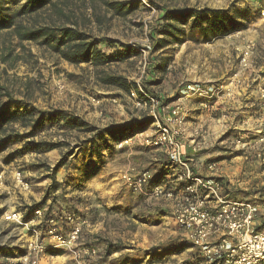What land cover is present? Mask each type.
<instances>
[{
  "label": "rangeland",
  "instance_id": "374dc122",
  "mask_svg": "<svg viewBox=\"0 0 264 264\" xmlns=\"http://www.w3.org/2000/svg\"><path fill=\"white\" fill-rule=\"evenodd\" d=\"M115 2L129 3L126 9L132 6V12L116 14L109 7ZM202 8L244 11L247 28L208 44L195 37L182 45L155 47L156 39H162L155 33L166 12ZM22 21L28 27L78 29L99 41L100 51L111 61L99 67L73 65L51 47L1 32L0 84L12 96L13 111H23L19 101L42 111H65L98 131L150 117L130 93L106 85V77H123L137 88V98L143 92L161 108L189 109L188 92L194 94L189 87L213 85L218 89L213 100L202 96L211 121L193 128L206 132L202 150L213 148V131H223L218 142H224L213 149L226 155L219 157L227 161L222 167L229 176L225 194L258 206L257 220L264 222V0H58L55 7ZM9 56L12 60L2 62ZM166 64V71L161 70ZM222 99L230 100L229 109L216 110ZM7 101L1 97L0 107ZM153 127L145 126L134 139L112 143L100 155L92 131L55 125L34 138L5 144L1 141L28 128L14 123L0 132V264H12L37 236L49 244V229L67 235L73 228L68 216L76 224L86 222L80 249L91 247L96 255L79 262L70 252L54 249L40 264H211L190 246L174 252L186 240L172 219V203L153 196L151 189L135 194L124 180L126 174L148 171L162 182L166 155L145 142ZM31 141L59 147L32 150ZM57 165L63 166L55 172ZM13 214H20L22 224L10 219ZM110 245L113 254L107 257Z\"/></svg>",
  "mask_w": 264,
  "mask_h": 264
},
{
  "label": "built area",
  "instance_id": "2783aa9c",
  "mask_svg": "<svg viewBox=\"0 0 264 264\" xmlns=\"http://www.w3.org/2000/svg\"><path fill=\"white\" fill-rule=\"evenodd\" d=\"M243 62L246 64L247 59L244 58ZM191 88L189 90L205 97L208 102L218 93L213 85ZM136 93L134 89L130 92L136 106L147 111L153 119L154 134L145 142L166 155L168 171L172 174L166 175L165 180L155 187H151L153 175L148 171L126 174L124 180L127 185L135 194L151 189L153 196L170 201L175 225L185 240L211 264L264 262V222L257 220L258 206L225 194L226 181L216 163L208 165V176L193 171V156L205 145L206 132L195 129L190 143H187L186 107L167 105L161 108L152 97L142 92L139 99ZM208 102L202 104L203 107L207 108ZM260 143L264 144V134ZM189 149L193 156L188 155ZM17 181L22 183L20 175H17ZM37 214L40 215V211ZM10 219L22 224L20 214H13ZM68 220L73 228L67 235L58 233L55 228L49 229V244L37 236L27 245L26 254L12 264H40L46 252L54 249L70 252L79 262L96 255L91 247L80 249L82 226L86 222L76 224L72 216H68Z\"/></svg>",
  "mask_w": 264,
  "mask_h": 264
},
{
  "label": "trees",
  "instance_id": "16d2710c",
  "mask_svg": "<svg viewBox=\"0 0 264 264\" xmlns=\"http://www.w3.org/2000/svg\"><path fill=\"white\" fill-rule=\"evenodd\" d=\"M21 4V2H23ZM58 0H0V33L11 32L20 42H40L41 45L51 47L56 50L61 58L73 65L92 64L95 67L104 66L111 60L99 49V41L95 40L86 33L65 26L42 25L28 27L24 25L22 19H34L41 11L55 7ZM91 2L104 0H90ZM132 5V3H130ZM129 3L115 2L109 4L115 13L121 16L130 14L133 10L131 6L126 9ZM13 7L16 9L13 10ZM164 22L160 26L155 36H162V39H156L155 47L159 49L165 46L176 44L182 45L187 38H199L202 43L208 44L215 40L223 39L228 36L242 32L247 28L245 12L241 10L230 9H180L171 13L166 12L162 17ZM187 28V29H185ZM153 40L155 38L153 37ZM17 58L13 59L15 61ZM12 60V57L3 58L2 62L6 63ZM158 66V65H157ZM156 68L158 69V67ZM169 65H165L168 68ZM164 71H166L164 69ZM103 82L106 85H114L130 93L131 90L137 89L133 84H129L123 77L109 76ZM8 98L6 103L0 107V132H5L9 125L19 123L23 128H28L27 133L15 134L8 136L1 141L5 144L7 141H20L23 138H34L38 136L47 127L59 125L62 128L71 130H80L81 132H95L96 137L93 143L97 148V154L100 155L102 150H107L112 143H120L128 138L144 132V127L151 125L153 119L149 117L139 123L131 121L129 123L112 125L103 130H94L81 118L68 115L65 111H42L34 109L28 105L24 106L22 102H16L23 111H13L9 107L13 102L11 94L0 84V98ZM7 126V127H6ZM32 150L47 149L52 151L59 147L49 143L28 142ZM63 165H57V172ZM163 172V170H162ZM164 176V173H163ZM163 179V177H162ZM161 182L158 181V175L151 180V187H155ZM184 248L174 250L178 253L186 248L192 247L186 241ZM6 254V259L9 256ZM26 254L19 255L22 257ZM113 254L112 246H108L106 255L110 257ZM56 256L62 253L54 254Z\"/></svg>",
  "mask_w": 264,
  "mask_h": 264
},
{
  "label": "crops",
  "instance_id": "0c3cea01",
  "mask_svg": "<svg viewBox=\"0 0 264 264\" xmlns=\"http://www.w3.org/2000/svg\"><path fill=\"white\" fill-rule=\"evenodd\" d=\"M186 92V91H185ZM188 94H190V101H189V105L190 108L188 109V116H187V136H188V139L193 136V131L195 130V128L193 127H203V124H207L208 122H210V118L211 116H209L210 114L209 111H206L205 109H203V105H202V101H204V98L196 95L195 93L192 94L191 92H188ZM229 103H230V100L229 99H222L221 101H218L216 102V110L218 109H224V108H227L229 109ZM233 106V104H232ZM243 114L245 112H242ZM243 124H245L243 122ZM242 124V125H243ZM213 129H216V128H213ZM217 131H213V133L216 135L215 138L213 139L212 143L213 144V148L215 147H218L220 146L221 143L224 142L223 141H219V135H222L223 134V131H221V129H216ZM240 130H244V129H240ZM188 141V140H187ZM204 149L202 151H200V154H197L195 157L192 155V152H191V149H189L188 151V155L189 156H193V163H192V168H193V171L198 174V175H201V176H208L209 175V171L207 169L208 165L210 163H216L220 169H221V174L224 178H229L228 176V172H227V169L224 170L222 169L223 167V164H225L227 161L226 160H223V159H219V157H223V156H226V155H223L224 153L221 152V150L219 148H217L216 150L214 149ZM205 151L207 153H205ZM168 167H167V164L165 166V168L163 169V173H164V176H163V180H165V176L166 175H170L172 174L170 171H168ZM172 215V213H171ZM57 259H59V257H57Z\"/></svg>",
  "mask_w": 264,
  "mask_h": 264
}]
</instances>
